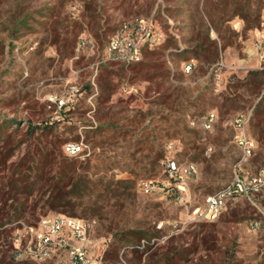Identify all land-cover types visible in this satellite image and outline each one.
<instances>
[{"label": "rangeland", "instance_id": "rangeland-1", "mask_svg": "<svg viewBox=\"0 0 264 264\" xmlns=\"http://www.w3.org/2000/svg\"><path fill=\"white\" fill-rule=\"evenodd\" d=\"M125 24L144 35L135 63L106 58ZM248 112L258 147L242 173L253 178L264 168V0H0V264H70L67 248L38 253L24 226L53 215L94 221L102 264H264V178L217 220L192 214L238 171L234 121ZM56 138L71 172L39 152ZM68 141L85 153L67 154ZM171 159L197 166L182 193ZM21 162L41 167L32 193L10 188Z\"/></svg>", "mask_w": 264, "mask_h": 264}, {"label": "built area", "instance_id": "built-area-1", "mask_svg": "<svg viewBox=\"0 0 264 264\" xmlns=\"http://www.w3.org/2000/svg\"><path fill=\"white\" fill-rule=\"evenodd\" d=\"M146 36L151 34L149 26L145 29ZM142 37L135 36L129 26L125 24L112 39L106 50L108 60L124 63H135L142 60L143 49ZM193 68L192 62L185 64L184 70L190 72ZM80 89L74 85L61 98H58L60 107L66 105L69 100H74ZM251 112L239 115L235 121V132L233 141L240 151L239 159L236 163L238 170L228 184L220 187L216 191L205 196L204 205L196 206L192 214L196 219L215 221L219 218L224 207L230 200L246 197L251 199L252 194L263 183V174L250 178L242 173L243 166L248 164L255 150V140L248 134L247 126L251 119ZM217 120L215 111L208 112L201 120V126L205 131L211 130ZM65 152L71 156L83 155L86 145L83 142L68 141L63 146ZM166 169L169 177L174 180L175 185L181 193L186 190V176L197 173V166L194 163L185 166L180 165L176 160H168ZM147 191L155 188L156 184L152 180L144 182ZM184 197L178 196L181 201ZM27 232L32 237V242L37 241V252L40 254H49L48 249L67 248L70 253V264H102L100 259L93 260L91 249L94 247L92 239V230L94 221L83 220L74 216L53 215L44 217L40 220L39 226L24 225Z\"/></svg>", "mask_w": 264, "mask_h": 264}, {"label": "trees", "instance_id": "trees-1", "mask_svg": "<svg viewBox=\"0 0 264 264\" xmlns=\"http://www.w3.org/2000/svg\"><path fill=\"white\" fill-rule=\"evenodd\" d=\"M186 52H189V51H186ZM193 53H197V51L194 50ZM149 55L155 56L157 54L155 52H150ZM46 127H48V126H46ZM52 130L53 129H51L49 131V133H51ZM59 143H60V140H58L56 138L54 141L51 142V146H52L51 150H49L47 152H43L41 150V148H40L39 152L43 156L45 162L53 163V160L54 161L56 160L55 162H56V164L59 167H63L67 171L71 172L72 170H74L75 161L68 162V160H64V158H63V160L61 158V160L57 161V158L59 159V157H61V154L56 151ZM24 164L25 163L21 162V163H19L18 167L15 168L14 172L18 173L19 177L18 178H12V180H11V185L12 186L10 185V188L12 190H15L16 192L28 191V193H32L36 182H38V178H40V169H41V167L37 166V165L35 166V165H32V164H29V163L24 166ZM35 170L37 171L38 174H36L34 176L35 178H33L31 182H27L28 178L32 176V171H35ZM26 171H29L30 173L26 174L25 173ZM20 181L23 182L24 184H20ZM61 187L62 186L60 185V180L55 182V184L53 186V192H54V195L56 194V196L54 197L53 204H56L57 202H59V200H61L63 198L62 194L60 193L61 191L59 192V190H61L60 189ZM146 234L147 233L136 231L135 238L136 239L137 238L140 239L141 237L146 236ZM128 241H133V240L132 239H128ZM176 252H178V251H175V253ZM173 259H174V254H172L170 256V258L167 261V264H172ZM187 259L188 258L183 255L182 258H181V261H186ZM228 264H231V263H228Z\"/></svg>", "mask_w": 264, "mask_h": 264}, {"label": "crops", "instance_id": "crops-1", "mask_svg": "<svg viewBox=\"0 0 264 264\" xmlns=\"http://www.w3.org/2000/svg\"><path fill=\"white\" fill-rule=\"evenodd\" d=\"M184 72H186L185 70H184ZM187 73V72H186ZM258 76V75H257ZM251 80V79H250ZM172 87H174L175 88V86L173 85ZM176 90H177V88H176ZM241 115V114H240ZM249 134V133H248ZM254 140H255V143H256V145H255V149L258 147V140L255 138V137H253L251 134H249Z\"/></svg>", "mask_w": 264, "mask_h": 264}]
</instances>
